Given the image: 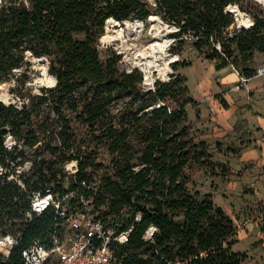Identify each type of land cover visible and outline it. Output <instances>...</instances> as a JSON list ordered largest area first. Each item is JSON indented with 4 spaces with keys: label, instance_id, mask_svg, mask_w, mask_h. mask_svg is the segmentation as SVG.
Wrapping results in <instances>:
<instances>
[{
    "label": "trees",
    "instance_id": "trees-1",
    "mask_svg": "<svg viewBox=\"0 0 264 264\" xmlns=\"http://www.w3.org/2000/svg\"><path fill=\"white\" fill-rule=\"evenodd\" d=\"M241 3L0 0V98L3 84L11 82L17 70L30 66L32 58L46 59L55 78L53 88L28 97L21 107L0 101V163L16 161L17 167L33 162L30 175H22L28 189L51 183L59 175L58 167L75 159L82 173L101 175L103 166L95 158L75 153L81 146L71 124L74 119L87 127L97 148L111 156L94 205L99 210L107 206L103 216L117 219L123 230L132 228L129 242L114 246L123 264H244L247 254L234 250L233 220L211 194L193 193L188 187L213 154L204 141L195 142L186 124L187 108L197 102L178 64H172L170 79L167 71L153 88H147L140 70H122L120 55L107 53L103 59L99 49L100 39L109 37L120 23L157 15L180 29L175 38L197 34L195 48H212L205 57L218 63L217 70L233 65L241 75L254 78L257 69L240 71L233 54L246 61L255 51L264 54V15L254 16L252 28L230 37L236 22L225 8ZM111 18L118 22L107 25ZM218 43L222 51L215 47ZM41 108L48 112H39ZM41 115L44 120L37 125ZM7 128L23 142L16 154L4 149ZM0 180V231L19 239L0 264H23L22 251L33 240L46 243L55 220L48 212L27 220L21 213L28 207L27 194L17 183ZM138 214L141 220L136 219ZM151 226L157 232L146 240Z\"/></svg>",
    "mask_w": 264,
    "mask_h": 264
},
{
    "label": "rangeland",
    "instance_id": "rangeland-1",
    "mask_svg": "<svg viewBox=\"0 0 264 264\" xmlns=\"http://www.w3.org/2000/svg\"><path fill=\"white\" fill-rule=\"evenodd\" d=\"M239 5L253 16L263 18L262 6L256 1L242 0ZM234 12H238L237 9ZM160 20L148 18L145 21L120 23L117 27L119 32L110 34H121L119 40L110 41V36L100 39L102 58L107 53L120 55L122 70L138 69L142 72L141 65L145 61L138 55L154 42L164 40L170 44L175 33L172 24ZM212 51V48L211 51L206 48L198 51L195 44L189 41L168 47L167 55L179 54V60L171 62L167 68H151L152 84L145 83V74L142 72L145 87H153L159 80L158 76L169 68L173 70L172 64H178V69L187 78L192 98L196 99L204 79H217L218 63L208 61L205 57ZM233 55L234 63H237L235 66L240 71L247 67L258 69L264 66V54L259 51H255L249 61L237 52ZM32 60L30 66L15 72L11 82L3 84L2 98L6 103L22 106L23 101L29 102L28 97L41 95L43 89L54 87L55 82L53 84L49 77L48 63L42 61L35 64ZM188 63L191 65L182 67ZM236 82L234 85H239L238 80ZM215 91L222 93L216 83ZM41 111L48 112L45 108H41ZM187 113L186 124L192 128L191 136L196 143L204 141L207 150L213 154L209 164L195 173L188 184L189 189L193 193L211 194L214 203L222 207L233 220L236 228L234 250L247 254L244 264H264V76L252 78L248 88L227 93L222 99L214 98L204 104L197 102L196 106L190 105ZM42 115L36 119L37 125L43 122ZM71 124L78 132V145L81 146V150L77 152L76 149L75 153L84 159L91 156L103 166L101 175L94 173L97 186L100 187L103 174L111 165V156L106 149L97 148L87 127L76 123L74 119ZM29 152L26 149V153ZM105 210L107 206L100 209L101 212Z\"/></svg>",
    "mask_w": 264,
    "mask_h": 264
},
{
    "label": "built area",
    "instance_id": "built-area-1",
    "mask_svg": "<svg viewBox=\"0 0 264 264\" xmlns=\"http://www.w3.org/2000/svg\"><path fill=\"white\" fill-rule=\"evenodd\" d=\"M252 1L259 3L264 10V0ZM234 9L240 13L239 16L233 15ZM225 13L236 22V28L230 33V37L255 25V17L242 10L238 4L227 6ZM157 19L160 20V17L157 16ZM172 28L175 33L180 31L176 26ZM199 38L197 34L189 32L179 38L173 37L169 47L176 46L181 41L194 43ZM215 47L222 51L220 43L215 44ZM175 57L173 63L180 58L179 54ZM234 69L239 77V86L247 85L252 78L245 77L235 67ZM260 76H264V66L257 69L255 77ZM2 102L9 104L4 100ZM3 145L8 153L16 154V150L23 148V142H18L9 128L6 129ZM7 162V166L0 163V177L17 183L27 194L28 207L21 212L24 217L33 220L48 212L55 220L46 243L36 239L22 251L23 264H123L115 255L114 246L127 244L132 228L123 230V224L117 219L104 217L103 212L95 207L94 197L98 192L96 176L82 173L79 160L61 164L58 167V177L36 189H28L22 179V175L29 176L32 172L33 162L27 161L17 167L16 161ZM136 219L141 220V214ZM156 232L157 228L151 226L146 231L145 239L151 240ZM18 245L19 239L15 235L0 231V258H8Z\"/></svg>",
    "mask_w": 264,
    "mask_h": 264
},
{
    "label": "bare ground",
    "instance_id": "bare-ground-1",
    "mask_svg": "<svg viewBox=\"0 0 264 264\" xmlns=\"http://www.w3.org/2000/svg\"><path fill=\"white\" fill-rule=\"evenodd\" d=\"M257 1H261V0H257ZM233 15L235 17L239 16L240 13L239 12H234ZM150 20H157V16L156 15H152L150 16ZM134 21V20H133ZM132 21V22H133ZM136 21V20H135ZM139 21V20H138ZM138 24V23H137ZM137 26V25H136ZM170 27V26H169ZM173 27V25L171 26ZM126 28V27H125ZM139 28V27H138ZM168 28V27H167ZM172 29V28H171ZM117 29H115L112 33L116 34ZM131 31V30H130ZM129 31V32H130ZM138 31V30H137ZM159 31V30H158ZM171 31V30H170ZM119 32V31H117ZM162 32V31H161ZM125 34V33H124ZM123 34V35H124ZM136 34V33H135ZM121 34L117 33V36L115 35H110L109 40L110 41H116L119 40L118 37H120ZM155 35V34H154ZM122 36V35H121ZM157 36H155L156 38ZM158 38V37H157ZM169 41H164V40H160L158 42H154L152 44H150L145 50H143L138 56L139 58H142L145 62L141 65L142 68V72H144L145 74V83L146 84H152L154 82L153 77L150 74V69L151 68H167V66L176 60V57L174 55L168 56L167 55V50L169 47ZM138 52V51H137ZM33 63L37 64L40 63L42 61H40L37 58H34ZM170 69V68H169ZM169 69L167 70L169 73ZM49 77L53 80L52 83L54 84L55 79L54 76L49 74ZM57 82V81H56ZM3 99V98H2ZM4 100V99H3Z\"/></svg>",
    "mask_w": 264,
    "mask_h": 264
},
{
    "label": "crops",
    "instance_id": "crops-1",
    "mask_svg": "<svg viewBox=\"0 0 264 264\" xmlns=\"http://www.w3.org/2000/svg\"><path fill=\"white\" fill-rule=\"evenodd\" d=\"M216 71H217L216 72L217 79L215 81L210 79L203 80L199 90L200 95H198V97L195 99L196 102L204 104L210 99H214V98L222 99L224 98V95L227 93L239 91L241 89L248 88L249 86V83L242 87H240L238 84L234 85L235 83H237L236 80H238V83L240 82H239V77L232 65H229L221 70L216 69ZM179 73H181L180 70ZM181 74L183 75V73ZM215 83L217 84L218 90H220L222 93L219 94L215 91Z\"/></svg>",
    "mask_w": 264,
    "mask_h": 264
},
{
    "label": "water",
    "instance_id": "water-1",
    "mask_svg": "<svg viewBox=\"0 0 264 264\" xmlns=\"http://www.w3.org/2000/svg\"><path fill=\"white\" fill-rule=\"evenodd\" d=\"M118 21H116L115 19L111 18L107 21V25H112L114 23H117ZM40 61H46V59L42 58V59H39ZM169 74L172 75L174 74V71L172 69H169ZM3 101V100H1Z\"/></svg>",
    "mask_w": 264,
    "mask_h": 264
}]
</instances>
